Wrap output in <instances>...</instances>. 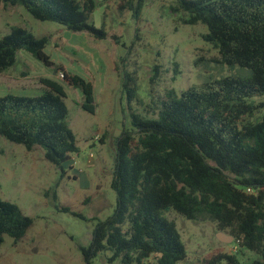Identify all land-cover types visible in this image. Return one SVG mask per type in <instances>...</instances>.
Returning <instances> with one entry per match:
<instances>
[{
	"label": "trees",
	"instance_id": "trees-1",
	"mask_svg": "<svg viewBox=\"0 0 264 264\" xmlns=\"http://www.w3.org/2000/svg\"><path fill=\"white\" fill-rule=\"evenodd\" d=\"M137 2L128 6L140 17L145 0ZM2 6H22L39 21L99 40L108 37L92 21L96 0H0V10ZM171 10L186 16L184 24L207 27L203 39L218 50L223 64L250 73L180 94L169 90L153 102L154 118L131 112L132 129H123L116 140L111 183L116 208L97 223L90 245L82 248L84 261L93 264L110 251V261L122 264H143L151 257L158 264L184 261L186 245L176 222L166 216L173 210L192 221L214 222L241 248L261 256L244 263L235 254H220L199 264H264V116L258 122L247 120L264 109V102L255 101L264 97V0H177ZM49 41L12 27L0 38V74L16 65L20 51L53 67L46 52ZM64 78L82 91L83 109L95 114L93 83L77 74L65 73ZM41 82L39 95L0 96V135L28 151L42 148L45 158L65 173L79 152L68 122V94L55 79ZM123 90L130 103L137 98L134 74L124 72ZM248 188L254 193H247ZM62 210L84 218L69 207ZM33 223L17 204L0 198V249L6 236L22 240Z\"/></svg>",
	"mask_w": 264,
	"mask_h": 264
},
{
	"label": "rangeland",
	"instance_id": "rangeland-1",
	"mask_svg": "<svg viewBox=\"0 0 264 264\" xmlns=\"http://www.w3.org/2000/svg\"><path fill=\"white\" fill-rule=\"evenodd\" d=\"M176 1L145 0L140 17H136L128 4L137 0H96L92 21L108 33L103 40L71 32L58 23L39 21L22 6L21 15L0 10V38L14 26L37 37L47 36L46 52L54 64L48 67L20 51L16 65L4 73L3 84L12 89L10 93L39 95L44 90L41 79L61 82L68 94V122L79 147L63 173L45 158L42 148L28 151L0 135V198L17 204L34 220L19 242L5 237L0 264H86L82 248L90 245L97 223L116 208L117 195L111 186L116 140L123 129H132L131 112L154 118L153 102L158 103L169 90L180 94L227 76L249 75L240 66L221 62L218 50L203 39L207 27L184 24L186 16L172 12ZM125 71L137 79L138 96L132 103L123 90ZM62 73L77 74L93 83L95 114L83 109L82 91L70 86ZM255 101L262 103L264 97ZM263 116L264 109H260L247 120L258 122ZM64 207L84 218L63 211ZM166 216L176 222L186 245L187 257L178 264H199L220 254H235L244 263L261 259L236 245L235 238L231 243L221 241V233L233 235L212 221H192L173 210L166 211ZM112 255L111 251L103 253L93 264H122L120 260L111 262ZM143 264L158 261L151 257Z\"/></svg>",
	"mask_w": 264,
	"mask_h": 264
},
{
	"label": "crops",
	"instance_id": "crops-1",
	"mask_svg": "<svg viewBox=\"0 0 264 264\" xmlns=\"http://www.w3.org/2000/svg\"><path fill=\"white\" fill-rule=\"evenodd\" d=\"M2 8H4L6 11H9V12H11V11L12 12L17 11L18 13L20 12L19 13L20 15L22 14V11H23L21 8H19V6H16V7H11V6L5 7V6H2ZM4 73H6V72H4ZM4 73L0 74V94H5V93L7 94V93H10V91L12 90V89H9L8 86H6V85L3 84L2 79L6 78L4 76ZM24 75H27L25 77H28L29 76L28 73L27 74H24ZM1 77H3V78H1ZM25 89H27V87H25ZM13 90L15 91V89H13ZM28 90H29V88H28Z\"/></svg>",
	"mask_w": 264,
	"mask_h": 264
},
{
	"label": "water",
	"instance_id": "water-1",
	"mask_svg": "<svg viewBox=\"0 0 264 264\" xmlns=\"http://www.w3.org/2000/svg\"><path fill=\"white\" fill-rule=\"evenodd\" d=\"M220 240L226 243H231L234 240L233 236H226L225 234L221 233V235L219 236Z\"/></svg>",
	"mask_w": 264,
	"mask_h": 264
},
{
	"label": "built area",
	"instance_id": "built-area-1",
	"mask_svg": "<svg viewBox=\"0 0 264 264\" xmlns=\"http://www.w3.org/2000/svg\"><path fill=\"white\" fill-rule=\"evenodd\" d=\"M61 76L64 78V77H65V73H62ZM246 192L252 194V193H254V190H252L251 188H248V189L246 190ZM236 245H238V246L240 245V244H239V241H236Z\"/></svg>",
	"mask_w": 264,
	"mask_h": 264
}]
</instances>
